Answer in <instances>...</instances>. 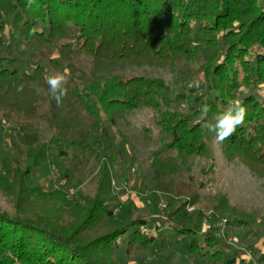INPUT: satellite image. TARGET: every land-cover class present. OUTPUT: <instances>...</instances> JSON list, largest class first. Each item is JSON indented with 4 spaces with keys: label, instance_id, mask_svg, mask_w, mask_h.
<instances>
[{
    "label": "trees",
    "instance_id": "16d2710c",
    "mask_svg": "<svg viewBox=\"0 0 264 264\" xmlns=\"http://www.w3.org/2000/svg\"><path fill=\"white\" fill-rule=\"evenodd\" d=\"M6 23L15 28L28 56L19 61L4 55L0 40V118L7 123L5 127L0 123V131L8 129L16 163L0 177L3 190L16 201L14 213L0 210V264H125L116 261L114 250L131 259L153 246L164 247V237L141 232L148 218L114 213L108 191L83 197L84 207L62 189L43 191L34 185L36 169L57 158L68 178L71 168L64 160L72 159L73 150L96 152L112 164L115 135L122 136L119 129L112 131L117 112L140 107L157 113L160 141L176 152L171 159L205 152L208 136L200 109L209 106L207 120L214 115L212 122L225 111L222 107L233 99L228 93L238 92L241 85L235 62L243 69L244 84L264 83V0H33L30 6L29 0H0V31ZM190 35L195 46L209 52L202 64L209 98H195L196 109L189 106L186 113L172 109L174 101L163 80L128 72L126 65L139 60L172 64L189 58ZM86 57L91 61L88 67L83 64ZM46 67L66 69L67 95L60 105L47 94ZM38 88L43 89L39 94ZM259 90L238 98L246 109L245 121L219 143L226 157H239L264 174V93ZM40 121L51 132L46 140L40 135ZM153 166L152 179L159 187H166L163 180L171 185L174 172L168 159L154 161ZM103 174L107 176L105 167ZM48 195L53 202L72 207L70 213L76 208L83 211L79 221L67 224L54 214L21 208L22 199ZM183 206L152 218L171 227L191 257L205 264H224L230 252L214 233L219 219L216 205L205 229L203 210L195 208L183 219L177 216ZM101 219L113 226L88 237V232L100 229L96 224ZM245 222L226 219V224Z\"/></svg>",
    "mask_w": 264,
    "mask_h": 264
},
{
    "label": "rangeland",
    "instance_id": "374dc122",
    "mask_svg": "<svg viewBox=\"0 0 264 264\" xmlns=\"http://www.w3.org/2000/svg\"><path fill=\"white\" fill-rule=\"evenodd\" d=\"M0 40L5 50L4 55L17 58L19 61L26 60L28 55L19 44L17 32L11 24L6 23L4 29L0 31ZM187 40L190 41L189 58L181 57L172 64L139 60L134 65H126L128 72L144 73L163 80L169 86V97L174 101L172 109H179L186 113L189 111V106L196 109L195 98H209L202 68L209 52L195 46L194 35H190ZM51 56L57 58V53L53 52ZM83 64L88 67L91 61H88L86 57L83 59ZM234 66L239 72L238 79H241V85L238 92L237 89L236 92L233 90L234 93L230 90L228 95L233 99H229L228 105L222 107L224 110L230 106L231 101L233 104L240 97L254 94L259 87V93H264V83L244 84L242 67L237 62ZM46 70L48 74L66 72L65 67L61 69L46 67ZM178 95L182 97L179 98ZM198 107L200 108V105ZM117 114V123L112 127V131L119 129L122 136L115 135L116 148H112L111 152L116 154V158L112 164L103 160L96 152L81 151L82 154L79 150H73L72 159L69 162L64 160L65 165L71 168H69L71 172L68 178L63 177V171L58 166L56 158L54 162L43 163L36 169L34 185L43 191L62 189L68 194L69 199L77 198L84 207L83 197L93 198L101 192L104 194L108 191L114 205V213L129 219L148 218V226L141 227V232L165 238L167 244L164 247L153 246L151 250L131 259H124L118 250H114L117 262L205 264L203 260L191 257L182 249L183 239L178 241L171 227L162 222L160 226L159 220L152 218L169 214L176 206L182 204L184 210L177 216L183 219L187 218L188 213L195 208L203 210L207 215L201 220L204 229L216 205L217 209L214 212L219 215V219L214 222L218 228L214 230V233L220 236L226 250L228 252L238 250L243 252L240 255L251 256L254 261H250V264H264V174L239 157H226L214 134L207 129L205 152L195 156L177 157L173 160L171 158L176 152L165 147V142L160 141L158 128L155 125L157 113L153 109L140 107L122 113L117 112ZM213 116L208 118L210 122ZM0 123L4 127L7 126L4 118H0ZM38 124L43 140L48 139L51 132L46 122L40 121ZM0 133V177H5L8 170L16 163L13 161L14 153L10 146L8 129L3 128ZM110 133L108 130L109 135ZM165 158L171 163L169 169L173 170L174 175L169 181L171 185L167 186L165 184L167 180H163L161 184L166 187H159L157 180L152 179L155 175L153 162ZM18 165L19 168L24 167L23 163ZM104 167L107 176L103 174ZM8 176L12 177L11 174ZM193 201L195 204L191 205ZM15 203L14 197L3 190V181H0V210L5 209L9 213H14ZM21 208L27 211H39L47 216L48 213L54 214L67 224L77 223L83 214V211L78 208L70 213L72 207L69 208L59 201L53 202L49 195L33 197L27 202L22 199ZM228 218L230 220L246 219V222L238 225L226 224ZM96 225H100V229L88 232V237L107 231L113 226L110 220L104 219ZM229 262L228 264H233L230 260Z\"/></svg>",
    "mask_w": 264,
    "mask_h": 264
},
{
    "label": "clouds",
    "instance_id": "9594fccd",
    "mask_svg": "<svg viewBox=\"0 0 264 264\" xmlns=\"http://www.w3.org/2000/svg\"><path fill=\"white\" fill-rule=\"evenodd\" d=\"M32 2L33 0H29V6ZM44 79L47 84V94L54 97L57 105L62 104L67 95V88L65 87L67 77L63 73L52 72L51 74H46ZM18 90L22 91L23 86ZM36 91L39 94L43 89L38 88ZM209 111L210 108L207 104L203 105L200 109V120L203 122L202 126L209 132L214 133L216 141L221 143L229 139L235 133L236 129L244 123L247 114L245 107L240 101H236L224 112L216 115L214 122L207 120Z\"/></svg>",
    "mask_w": 264,
    "mask_h": 264
},
{
    "label": "crops",
    "instance_id": "0c3cea01",
    "mask_svg": "<svg viewBox=\"0 0 264 264\" xmlns=\"http://www.w3.org/2000/svg\"><path fill=\"white\" fill-rule=\"evenodd\" d=\"M240 253L243 252L238 250L230 251V255L232 256H230V258L227 259L224 264L230 263L229 260L233 262V264H250V261H254V258H252L251 256L248 257L246 255H240Z\"/></svg>",
    "mask_w": 264,
    "mask_h": 264
},
{
    "label": "built area",
    "instance_id": "2783aa9c",
    "mask_svg": "<svg viewBox=\"0 0 264 264\" xmlns=\"http://www.w3.org/2000/svg\"><path fill=\"white\" fill-rule=\"evenodd\" d=\"M64 182V181H63Z\"/></svg>",
    "mask_w": 264,
    "mask_h": 264
}]
</instances>
